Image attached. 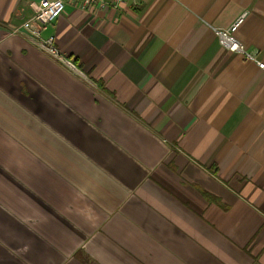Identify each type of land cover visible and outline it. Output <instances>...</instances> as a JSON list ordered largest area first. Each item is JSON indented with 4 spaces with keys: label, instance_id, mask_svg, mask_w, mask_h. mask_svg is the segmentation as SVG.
<instances>
[{
    "label": "crops",
    "instance_id": "0c3cea01",
    "mask_svg": "<svg viewBox=\"0 0 264 264\" xmlns=\"http://www.w3.org/2000/svg\"><path fill=\"white\" fill-rule=\"evenodd\" d=\"M113 1L0 0V264H264V0Z\"/></svg>",
    "mask_w": 264,
    "mask_h": 264
},
{
    "label": "built area",
    "instance_id": "2783aa9c",
    "mask_svg": "<svg viewBox=\"0 0 264 264\" xmlns=\"http://www.w3.org/2000/svg\"><path fill=\"white\" fill-rule=\"evenodd\" d=\"M113 0H27V5L32 11V15L24 19L18 26L11 27L12 34H25L34 40L46 53L57 57L59 55L57 47L54 45V36L42 37L41 32L56 19L64 10L67 4L81 9L93 8L106 9L112 4ZM246 13H242L230 26L222 29H215V34L220 45L232 52L241 53L244 58L255 61L253 53L235 38L234 33L242 23ZM258 67L264 69V63L257 61Z\"/></svg>",
    "mask_w": 264,
    "mask_h": 264
}]
</instances>
